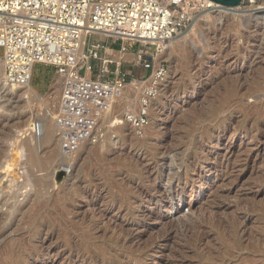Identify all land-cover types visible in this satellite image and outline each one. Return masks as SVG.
<instances>
[{"label": "rangeland", "instance_id": "obj_1", "mask_svg": "<svg viewBox=\"0 0 264 264\" xmlns=\"http://www.w3.org/2000/svg\"><path fill=\"white\" fill-rule=\"evenodd\" d=\"M262 11L263 4L250 7L249 0L232 8L215 3L200 10L193 26L171 44L187 35L191 39L194 28L201 31V21L210 23L207 38L177 46L179 53L160 62L168 72L166 83L149 99V105L158 102L157 129L148 132L145 125L137 129L130 123V131L121 128L117 135H109L115 127L113 118L135 112L129 103L133 97L126 92L117 99L118 106L104 113L101 134H95L94 141L84 140V149L69 162L56 145L59 109L53 116L48 112L60 100L63 81L58 82L56 67L37 64L30 82L36 91L31 102L12 97L9 116L0 111V163L9 164L0 171V264H264V20L246 22ZM99 39L103 38L90 35L86 41ZM138 49L139 44L128 47L120 60L113 54L129 78L145 83L136 114L146 109L142 93L160 66L152 49L142 60L127 57L138 56ZM145 61L151 68L144 66ZM135 65L146 74L131 75L129 69ZM192 72L196 83L189 86ZM33 111H44L47 125L53 126V138L45 144L42 139L39 148L42 167L27 166L29 153L26 148L21 152L20 140L29 133L20 136ZM216 130L224 133L223 146L213 149L210 142ZM61 161L72 166L68 177L52 179L53 184L48 179V187L37 181ZM63 186L69 194L73 189L80 192L78 201L65 202L66 222L77 215L79 228L67 246L59 239L63 227L57 212ZM126 194L134 202H144L137 213L119 211ZM152 196L157 198L150 201ZM93 214L99 218L96 222ZM83 233L103 246L85 245L81 250L76 238ZM102 250L112 259L104 261Z\"/></svg>", "mask_w": 264, "mask_h": 264}, {"label": "built area", "instance_id": "obj_2", "mask_svg": "<svg viewBox=\"0 0 264 264\" xmlns=\"http://www.w3.org/2000/svg\"><path fill=\"white\" fill-rule=\"evenodd\" d=\"M214 5L204 0H0L5 83L16 87L30 83L37 64L56 67L64 77L58 135L66 145L64 152H71L101 134L104 113L117 104L128 85L141 81L129 78L112 52L139 44L140 60L147 50L157 54L193 26L200 10ZM90 35L112 42L87 43ZM144 66L151 68L148 61ZM166 73L162 64L154 71L142 93L144 108H149L158 80ZM125 118L137 129L149 123L144 109L138 114L129 111Z\"/></svg>", "mask_w": 264, "mask_h": 264}, {"label": "bare ground", "instance_id": "obj_3", "mask_svg": "<svg viewBox=\"0 0 264 264\" xmlns=\"http://www.w3.org/2000/svg\"><path fill=\"white\" fill-rule=\"evenodd\" d=\"M105 1H117V0H105ZM204 1H206L207 3H214V1H212V0H204ZM249 2H250V7H254V8H260V6H261V4H263L264 5V0H249ZM216 3V2H215ZM214 3V4H215ZM259 13H261V15H259ZM258 14H256V13H254L255 15H251V17H247L246 18V22L248 23V24H250L251 22H256V21H258L259 22V20H264V11H262V12H259ZM213 16V15H212ZM217 17V16H216ZM221 18V17H220ZM220 18H217L216 20H218V19H220ZM214 19H215V17H214ZM215 20V21H216ZM219 21V20H218ZM201 23V25H199V27H201V31L199 32V31H197L195 28L193 29V31H192V35H194V36H196L197 38H195L194 36H192L191 35V39H190V35H187V36H185V38H183L182 40H179V41H177V42H175V43H173V44H170L168 47H166L163 51H161V52H158L157 54H156V59H157V61H158V65L160 64V62L162 61V60H164L165 58H168V57H171L172 56V54L174 53V51L176 52V53H179V51L180 50H178V47L177 46H179L180 48H182V46H185V44L187 45V44H192V45H194L196 42H197V40L199 41V40H203L204 38H207L206 37V32H207V29H209V26H210V23L209 22H200ZM199 23V24H200ZM260 23V22H259ZM263 23V22H262ZM198 25V24H197ZM245 25V24H244ZM256 25V24H255ZM222 29V28H221ZM252 31V30H251ZM209 34V33H208ZM209 38V37H208ZM218 40V39H217ZM217 42V41H216ZM84 43V42H83ZM179 43H181V44H179ZM191 45V46H192ZM197 45V44H196ZM216 46V45H215ZM215 46H213V47H215ZM206 47V46H205ZM193 48V47H192ZM191 48V49H192ZM194 49V48H193ZM192 49V50H193ZM214 49V48H213ZM219 49V48H218ZM200 50H201V48H200ZM115 56H116V58L118 59V60H120V59H122V54L124 53V51H122V50H114L113 52H112ZM192 53V52H191ZM218 53V52H217ZM212 54V53H211ZM131 57V58H133V57H137L138 59H140L139 58V56H136V55H134V54H128L127 55V57ZM218 56V55H217ZM121 57V58H120ZM176 58V57H175ZM219 59V58H218ZM140 62V61H139ZM168 73V72H167ZM167 73H166V75H167ZM170 73V72H169ZM0 111L2 110V109H4V111H5V114L6 115H8V113L9 112H11L12 110H13V108L11 107L12 105H13V103H15V101L14 102H12V97H16V99L19 97L21 100H24L25 99V102L27 101V102H31V99H32V97L35 95V93H36V91L34 90V88H33V86L31 85V83H28V84H26V85H23V86H20V87H16V86H9V85H7L6 83H5V60H4V58H3V56H0ZM63 76L62 75H60L59 76V78H58V82H59V80L61 81H63ZM196 78H197V75H196V72H192L191 73V75H190V80H189V86H193L195 83H196ZM159 81V84H158V89H159V91H162L163 90V87H164V85H165V83H166V79L165 78H162V79H159L158 80ZM145 83H143V82H138V81H134V82H132L130 85H128L127 86V88H126V90H125V93L126 92H130V96L131 97H133V98H130L129 100V103L130 102H132L133 104H132V109L135 111V112H138V107H139V99H138V93H139V90L141 89V87L144 85ZM141 91V90H140ZM124 93V94H125ZM55 94V93H54ZM177 94V93H176ZM54 98V97H53ZM60 98H61V93H60ZM45 102V101H44ZM37 103V102H36ZM51 103V102H50ZM28 104V103H27ZM43 105V104H42ZM59 105H60V100L58 101V103L56 104V106H50V109H48V112H50V116L52 115L53 116V114H54V111H56L57 109H59ZM158 105V102H156L155 100L154 101H152L151 102V105H149V108H148V111H146V109H144V111L145 112H148V118H149V124L146 126V129H147V131L148 132H153V131H155V129H157L156 127H155V123L157 122V117L159 116L158 114H159V112H158V110H159V106H157ZM33 106V105H32ZM176 106V105H175ZM18 107V106H17ZM27 107V106H26ZM39 107V106H38ZM42 107V106H41ZM40 107V108H41ZM43 110H44V108H43ZM43 113H39L38 111L37 112H35V111H33V113H32V115H31V118L30 119H28V121H26V123H25V132L20 136V139H21V137L23 136V135H25V134H27V133H29L26 137L24 136V137H22V139L20 140V142H21V144L23 145V146H21V152L24 150V148H26V150L28 151V153H29V158L27 159V166H28V164L29 165H33V166H38V167H42L43 166V161L44 160H42L41 159V157L39 156V148L41 147L42 148V146H43V144H45V143H48V140L49 139H51V138H53V126L52 125H47V123H46V120L44 119L45 117L44 116H46L47 114L46 113H44V111H42ZM194 112V111H193ZM191 113V112H190ZM48 115V116H49ZM125 114H122L121 115V117H116V118H113V121H112V123H114V126L115 127H113V128H111L112 130L109 132V135L111 136L112 134H118V132H120L119 130L121 129V128H123L124 129V131L126 130V132L127 131H130V123L126 120V118H125V116H124ZM9 116V115H8ZM49 116V117H50ZM53 118V117H52ZM53 120V119H52ZM57 121V120H56ZM105 122L106 121H109V119H105L104 120ZM159 126H160V124H159ZM215 129V128H214ZM213 129V130H214ZM212 130V131H213ZM123 130H121V132H124ZM223 136H224V133L222 132V131H217L216 130V132H215V134H214V138H213V141H211L210 142V146L213 148V149H217V148H221V146H223L222 144H223V141H222V139H223ZM199 137V136H198ZM116 138V137H115ZM115 138L113 137V139H114V145L117 143L116 141L117 140H115ZM118 138V137H117ZM170 138V137H169ZM42 139H43V144H41V141H42ZM160 140V139H159ZM119 141V140H118ZM172 141V140H171ZM205 141V140H204ZM206 143V142H205ZM161 144V143H160ZM199 144V143H198ZM56 145L58 146V147H60V148H58V149H61V151L62 152H64V146H66L65 144H64V142L62 141V139L61 138H59L58 140H57V142H56ZM84 147H85V144H84V142L82 141V142H80L75 148H74V150H72L71 151V155L69 156L68 155V153H66V152H64V153H66L65 155H66V158H65V160H68V162L69 161H72L73 159H75L74 157L76 156V154H78L79 152H81L83 149H84ZM182 147V146H181ZM3 148V147H2ZM188 148V147H187ZM209 148V147H208ZM96 149V148H95ZM200 149V148H199ZM199 149H197V150H199ZM180 150H181V148H180ZM207 150V149H206ZM60 151V152H61ZM182 152V151H181ZM186 152V151H185ZM200 152V151H199ZM204 152V151H203ZM212 152V151H211ZM41 153V152H40ZM202 153V152H201ZM12 155H13V152L11 153ZM60 154H62V153H60ZM170 154H171V152H170ZM53 156V155H52ZM180 156V155H179ZM208 156V155H207ZM207 156H205V164L207 163V160L209 159ZM200 157V156H199ZM184 158V157H183ZM203 158V157H202ZM8 162V161H7ZM197 162V161H196ZM61 163H62V161H61ZM9 166V164L7 163V164H5V162H1L0 163V171L1 170H3L4 169V167L5 166ZM163 165V164H162ZM171 165H172V163H171ZM208 164H206L204 167L205 168H207L208 166H207ZM75 166V165H74ZM174 166V165H173ZM71 164H65V163H62V164H58V165H56V166H54L53 168H52V171L50 172V173H48V175L46 174V176L45 177H42V178H40L39 180H37V181H43V182H45L46 184V186H47V180L49 179L50 181L52 180V179H56V180H63V179H65L66 178V176L68 177V173L69 172H71ZM74 168V167H73ZM163 168V167H162ZM169 168H170V166H169ZM23 170V169H22ZM159 170V169H158ZM172 170V169H171ZM170 170V171H171ZM176 170V169H175ZM190 171V170H189ZM9 172V171H8ZM36 173V172H35ZM188 173H190V172H188ZM72 174V173H71ZM74 174V173H73ZM169 174V173H168ZM177 174V173H176ZM41 175V174H40ZM190 175V174H189ZM11 176V175H10ZM166 176H169V175H166ZM165 176V177H166ZM20 177V176H19ZM52 177V178H51ZM65 177V178H64ZM73 177V176H72ZM75 177H76V175H75ZM13 178H14V176H13ZM30 178H32V177H30ZM29 178V179H30ZM36 178V177H35ZM51 178V179H50ZM174 177H171L170 176V179L172 180ZM190 178V177H189ZM28 179V180H29ZM167 179V178H166ZM169 179V178H168ZM179 179V178H178ZM11 180V179H10ZM28 180H26V182L28 181ZM75 180V179H74ZM29 181H31V179L29 180ZM34 181V180H33ZM57 181V182H58ZM69 181V180H68ZM126 181V180H125ZM170 181V180H169ZM2 182V181H1ZM11 182V181H10ZM42 182V183H43ZM52 182V181H51ZM122 182V181H121ZM21 183V182H20ZM29 183V182H28ZM126 183V182H125ZM159 183V182H158ZM170 183V182H169ZM39 184V183H38ZM44 184V183H43ZM50 184V187H51V183H49ZM52 184H53V182H52ZM128 184V183H127ZM32 185V184H31ZM45 185H43L42 187H44ZM63 185V184H62ZM14 186V185H13ZM21 186V185H20ZM45 186V187H46ZM56 186V185H55ZM82 186V185H81ZM12 187V186H11ZM23 187V186H22ZM48 187V186H47ZM90 187V186H89ZM115 187V186H114ZM133 187V186H132ZM18 188V187H17ZM26 188V187H25ZM32 188V187H31ZM56 188V187H55ZM80 188H82V187H80ZM130 188V187H129ZM170 188V187H169ZM9 189V188H8ZM11 189V188H10ZM46 189V188H45ZM48 189V188H47ZM58 189V188H57ZM87 189V188H86ZM12 190V189H11ZM74 190V189H73ZM72 190V193L71 194H69L68 193V188H64V186L62 187V193L60 192L59 193V203H60V205H59V210L57 211L58 212V215L60 216V219H61V225H62V227H63V229L62 230H60V232H59V239L60 240H62V241H64L63 243H64V246H67V244H70L71 243V237H70V235L71 234H75V233H77L78 232V222H76V218H77V215H76V218L74 217L73 219H71V221L70 222H66V220H65V218H66V204H65V202L66 201H68V200H73V202H76V201H78V199H79V194H80V192H79V190H74L73 191ZM169 190V189H168ZM22 191V190H21ZM145 191V190H144ZM155 191V190H154ZM18 192V191H17ZM87 192V191H86ZM138 192V191H137ZM137 192H136V194H137ZM140 192V191H139ZM149 192V191H148ZM152 192V191H151ZM160 192V191H159ZM166 192V191H165ZM18 193H20V192H18ZM27 193V192H26ZM5 193L3 192V195H4ZM52 194V193H51ZM82 194V193H81ZM140 194V193H139ZM139 194H138V196H136V198H139L140 196H139ZM164 194V193H163ZM140 195H143L142 194V192H141V194ZM147 195V194H146ZM170 195H173V194H170L169 193V196ZM10 196V195H9ZM48 196V195H47ZM158 197L160 196V197H163V195H157ZM157 196H152L149 200L151 201V200H154L155 198H157ZM14 197V196H13ZM81 197V196H80ZM94 197V196H93ZM147 197V196H146ZM9 198V197H8ZM21 198V197H20ZM46 198V197H45ZM100 198V197H99ZM143 198V197H142ZM149 198V197H148ZM145 199V198H144ZM143 199V200H144ZM161 199V198H160ZM45 200V199H44ZM149 200H147V201H149ZM51 201V200H50ZM156 201H159V200H156ZM21 202V201H20ZM52 202V201H51ZM41 203H42V201H41ZM79 203V202H78ZM95 203V202H94ZM136 204L137 202H134L133 201V199H132V197L131 196H129V194H126V195H124L123 196V200H122V204H121V206L118 208L119 209V211H121L122 213L123 212H125L126 214H130V213H132V212H134V213H137L135 210H137V207L138 206H140V204H143L144 202L142 201H138V203L137 204H139V205H135L134 207L132 206L133 204ZM156 203H158V202H156ZM43 204V203H42ZM111 204V203H110ZM45 205L46 204H44V207H45ZM71 205V204H70ZM113 205V204H112ZM11 206V205H10ZM40 206H41V204H40ZM144 206V205H143ZM56 207H58V206H56ZM133 207V208H132ZM171 207H172V204H171ZM170 207V208H171ZM82 208V207H81ZM117 208V207H116ZM140 208V207H139ZM19 209V208H18ZM57 209V208H56ZM9 210H10V208H9ZM16 210V209H15ZM134 210V211H133ZM170 210V209H169ZM42 211V210H41ZM40 211V212H41ZM73 211V210H72ZM38 212V211H37ZM77 212H78V210H77ZM96 212V211H95ZM10 213H12V212H10ZM14 213H15V211H14ZM36 213V212H35ZM99 213V212H98ZM91 214V213H90ZM149 214H151V213H149ZM8 215H10V214H8ZM12 215V214H11ZM10 215V216H11ZM39 215V214H38ZM37 215V216H38ZM52 215H54V214H52ZM105 215V214H104ZM118 216V215H117ZM122 216V215H121ZM124 216V215H123ZM12 217V216H11ZM44 217V216H43ZM58 218V217H57ZM72 218V217H71ZM91 218H92V220L93 221H95L96 222V220L97 219H99L96 215H92L91 216ZM237 218V217H236ZM5 219V218H4ZM9 219V218H8ZM153 219V218H152ZM7 220V219H6ZM133 220V219H132ZM149 220V219H148ZM147 221V220H146ZM9 222V221H8ZM111 222V221H110ZM41 223V222H40ZM39 223V224H40ZM57 223V222H56ZM136 223V222H135ZM232 223V222H231ZM6 224V223H5ZM139 224V223H138ZM34 225V224H33ZM93 225H95L94 223H93ZM93 225H91V226H93ZM122 225V224H121ZM218 225V224H217ZM235 225V224H234ZM39 226V225H38ZM184 226V225H183ZM31 227V226H30ZM56 227H58V226H56ZM90 227V226H89ZM129 227V226H128ZM173 227V226H172ZM43 228V227H42ZM96 228V227H95ZM105 228L106 229H108L109 228V223H107L106 224V226H105ZM122 228H124V227H122ZM177 228V227H176ZM194 228V227H193ZM196 228V227H195ZM90 229H92V228H90ZM127 229H129V228H126V230ZM94 230V229H93ZM179 230V229H178ZM181 230V229H180ZM190 230H192V229H190ZM130 232V231H129ZM31 233V232H30ZM124 233V232H123ZM133 233V232H132ZM253 233V232H252ZM122 234V233H121ZM126 234V233H125ZM182 234V233H181ZM195 234V233H194ZM233 234V233H232ZM231 234V235H232ZM38 235V234H37ZM132 235V234H131ZM54 236V235H53ZM122 236V235H121ZM172 236V235H171ZM259 236V235H258ZM123 237V236H122ZM58 238V237H57ZM117 238V237H116ZM51 239V238H50ZM77 245H79V246H82L83 248L81 249V250H85V248H84V246L85 245H90V247L91 246H96L97 248H100L101 246H103V245H97L96 243H94V242H92V237H90V235L87 233V235L85 234V233H83V234H80V235H78L77 236ZM260 239V238H259ZM43 240V239H42ZM115 240V239H114ZM117 241H118V239H116ZM258 240V239H257ZM74 241H75V238H74ZM263 241V240H262ZM32 242V241H31ZM189 242V241H188ZM76 243V242H75ZM186 243V242H185ZM232 243V242H231ZM263 244V243H262ZM72 245H75V244H72ZM122 245V244H121ZM126 245V244H125ZM78 246V247H79ZM144 248V247H143ZM46 249V248H45ZM111 251V250H110ZM47 252V251H46ZM100 252V255L102 256V259L104 260V261H106V260H110V259H112L111 257L112 256H110L108 253H106L105 251H99ZM45 253V252H44ZM51 255V254H50ZM61 255V254H60ZM76 255V254H75ZM128 255H133V256H135V254L134 253H130V254H128ZM118 256H120V255H118ZM146 256V255H145ZM65 257V256H64ZM93 257V256H92ZM128 257V256H127ZM96 258V257H95ZM122 258V257H121ZM27 259V258H26ZM46 259V258H45ZM100 259H101V257H100ZM144 259V258H143ZM97 261V260H96ZM91 262V261H90ZM102 262V261H101ZM100 263V262H99Z\"/></svg>", "mask_w": 264, "mask_h": 264}, {"label": "crops", "instance_id": "obj_4", "mask_svg": "<svg viewBox=\"0 0 264 264\" xmlns=\"http://www.w3.org/2000/svg\"><path fill=\"white\" fill-rule=\"evenodd\" d=\"M99 36H100V35H99ZM100 37L103 38V39H99V40H101V41H104V42H107V43H111V41H112L109 37H106V36H100ZM118 47H119V45H118ZM118 47H117V48H118ZM135 66H136V65H135ZM129 70H130L129 73H130L131 75H140V76H144V74H146V71H145L144 69L138 67V66H136V67L132 66ZM147 73H148V72H147Z\"/></svg>", "mask_w": 264, "mask_h": 264}, {"label": "water", "instance_id": "obj_5", "mask_svg": "<svg viewBox=\"0 0 264 264\" xmlns=\"http://www.w3.org/2000/svg\"><path fill=\"white\" fill-rule=\"evenodd\" d=\"M212 1L230 8L239 6L243 2V0H212Z\"/></svg>", "mask_w": 264, "mask_h": 264}, {"label": "trees", "instance_id": "obj_6", "mask_svg": "<svg viewBox=\"0 0 264 264\" xmlns=\"http://www.w3.org/2000/svg\"><path fill=\"white\" fill-rule=\"evenodd\" d=\"M118 45H116V47H117Z\"/></svg>", "mask_w": 264, "mask_h": 264}]
</instances>
